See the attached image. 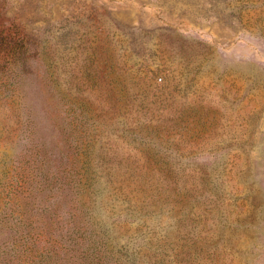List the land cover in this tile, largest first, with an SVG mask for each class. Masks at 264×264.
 Returning a JSON list of instances; mask_svg holds the SVG:
<instances>
[{
  "label": "rangeland",
  "instance_id": "374dc122",
  "mask_svg": "<svg viewBox=\"0 0 264 264\" xmlns=\"http://www.w3.org/2000/svg\"><path fill=\"white\" fill-rule=\"evenodd\" d=\"M0 264H264V0H0Z\"/></svg>",
  "mask_w": 264,
  "mask_h": 264
},
{
  "label": "trees",
  "instance_id": "16d2710c",
  "mask_svg": "<svg viewBox=\"0 0 264 264\" xmlns=\"http://www.w3.org/2000/svg\"><path fill=\"white\" fill-rule=\"evenodd\" d=\"M96 261H99V260H96Z\"/></svg>",
  "mask_w": 264,
  "mask_h": 264
}]
</instances>
